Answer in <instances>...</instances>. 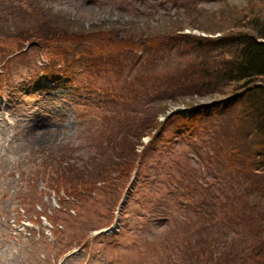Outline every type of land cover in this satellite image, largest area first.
Here are the masks:
<instances>
[{
	"label": "rangeland",
	"instance_id": "1",
	"mask_svg": "<svg viewBox=\"0 0 264 264\" xmlns=\"http://www.w3.org/2000/svg\"><path fill=\"white\" fill-rule=\"evenodd\" d=\"M250 5L197 0L186 10L168 0H0V30L10 37L0 38V264H206L210 256L216 264L234 263L235 253L229 257L226 250L239 237L241 222L238 212L232 221L227 217L242 200L236 197L235 204L231 195L238 189L244 198L247 192L253 199L260 194L252 183L256 176L250 171L247 180L242 163L255 160L256 150L236 145L237 158L222 153L223 145L234 149L229 135L240 119L233 111L193 121V136L184 134L191 132L187 116L180 125L172 121L156 129L169 114L223 95L162 98V77L187 74L188 49L167 42L149 64L157 49L149 54L134 48L146 36L203 33L193 21L219 28L221 17L242 19L238 11H250ZM43 13L63 19L60 29L66 33L104 31L89 36L95 38L91 42L80 39L85 71L75 65L69 74L63 63L50 62L47 48L17 34L37 28ZM111 31L136 44L130 47L134 60L122 62L128 69L123 86L112 66L100 72L91 58L102 52L114 61L129 54L116 48ZM10 52L17 55L8 60ZM116 129L132 136L130 143L116 141ZM135 129H142L137 137ZM53 177L67 181L63 185L75 197L65 203L67 189L52 188ZM203 242L219 249L224 261L214 249L205 251Z\"/></svg>",
	"mask_w": 264,
	"mask_h": 264
},
{
	"label": "trees",
	"instance_id": "2",
	"mask_svg": "<svg viewBox=\"0 0 264 264\" xmlns=\"http://www.w3.org/2000/svg\"><path fill=\"white\" fill-rule=\"evenodd\" d=\"M168 1L175 5V7L184 8L186 10H189L192 4L197 2V0ZM200 1L222 3L227 0ZM246 1L251 4V10L247 11L245 9L238 11L241 13L242 19L221 17L222 23L219 24V28H214L211 24L207 26L202 22L193 21V24H195L194 26L206 35L177 32L167 35L162 39L146 36V43L134 49L142 52L147 51L149 54H152V52L157 49L156 52L153 53V57L157 55L161 49L166 50L165 47L167 42H173L175 44L181 43L180 46H184L188 49L190 54L188 58L189 63L183 68L184 72L187 74H179L177 73L179 71H177V75L172 79L162 77L160 80L167 79L165 88L161 90V92H166L167 95H162V98H176L180 95L192 97L208 93L223 95V98H220L218 102L190 106L187 112L180 111L181 114H169L166 116V121H162L161 123L156 122V129L164 127L166 123H171L167 128L173 126V123L180 125L182 122L179 124L178 120H182L187 116V119L189 118V122L191 123V132L184 134L185 136L186 134L193 136L194 132H197L193 121L203 123L204 115H211L216 112H236L237 120L240 119V126L237 125L235 130L240 128V136L236 134L234 137V133L232 132L235 130L231 131L229 136L233 139V143L235 140L233 145L234 149L223 145L221 147L222 153L230 159L229 156L237 158L235 152L237 146L244 145L245 148L243 149L247 150L246 152L249 153L254 152L253 149H255L256 152L253 156L255 160L249 162L243 161L242 163L243 166L246 165L245 169L247 168L249 171L245 175L246 179H250L251 171L256 176L255 181L252 183L257 187V190L261 189V191L256 192L260 193L256 199L250 198L253 193L249 194V192L246 193V197L244 198L243 194L245 192H242L240 189L231 195L235 204L237 202L236 197L239 196L242 200V205H240L239 209L236 207L234 212H231L227 218H230L232 221L235 212H238L239 214L236 213V216L238 221L241 222V225H238L240 231H236L239 237L233 239L231 243L233 247H231L230 250L227 249L226 254L230 257L232 253H235L233 264H264V195H261V193L264 194V0ZM256 5L257 7H255ZM56 17L58 19L61 18L58 16ZM60 20L61 22H58L50 17L49 13H43L42 19L38 22L40 25L37 28H22L21 32H17V34L20 37H22V35L24 36L23 42L45 45L50 58L54 62L63 63L65 70L69 74L74 75V72L77 70L75 65H78V69L80 68L81 72L82 70L85 71L86 66H81L80 64V59L83 56L81 51L82 53L85 52L83 42L80 39L85 37L91 42L95 38L89 36L92 35L97 37L99 36L98 33L103 34L104 31L91 34L86 33L84 35H75L76 33L72 32L66 33L64 30L60 29V25L66 23L63 19ZM93 31H95V29H93ZM216 33L220 35L217 36ZM3 34V29H1L0 38L7 37V35ZM211 34H213V36H210ZM119 36L118 32L114 33L111 31V36L109 38H113L116 48L130 50V52H128L129 54H122L121 60L116 59L114 61H107L101 54L102 52L99 53L101 57L92 54L91 58H96V60L92 62L100 72L106 65L112 66L117 71L116 75L118 76V81L122 80L121 85L123 86L124 80H126L128 75V69H126L122 62L124 60H134V56L132 55L133 49L130 47H135L136 44L131 40L130 42L120 41L118 38ZM159 41H163L162 44H160ZM157 44L159 45L158 48L154 46ZM145 46H150L148 47L150 50L146 49ZM71 51L74 54L78 53V56L72 54ZM12 54L13 52H10L9 56ZM157 59L158 55L149 64H155ZM134 72L139 73L140 71L134 70ZM107 92H109V90H107ZM110 94L111 93H107L106 95L109 96ZM156 96L158 97L159 94L157 93ZM235 106L240 107V109L234 111ZM174 116H176V118H174ZM154 117L156 118V114ZM141 132L142 129H135L131 133H135L137 137ZM115 134L116 141H118V138L123 137V139L130 143V139L132 138L131 134H129L131 138L124 137V133L117 129ZM185 136L181 138H186ZM252 141L256 143L253 144ZM258 143H262V146H259ZM237 150H239V148ZM231 151H233V155L230 154ZM134 152L135 157L140 155L136 147H134ZM242 155L251 157L249 154ZM242 163L237 166L241 167ZM57 178L58 177L51 178V184L54 187H50L58 191H60L61 188L67 189L65 191L67 196L69 198H74L75 195L72 194L74 191L63 185L68 184V182L63 181L62 184ZM96 183L99 182L97 181ZM252 185L250 183L245 189ZM228 211L229 210H227V212ZM208 238L212 243L214 242L212 237ZM202 246L206 249L205 251L209 253L211 248L214 249L215 253L213 251L211 252L216 255L217 260L223 258V254L219 252L220 250H215L212 244L207 248L205 242H203ZM223 247L226 249V245H223ZM234 248L236 250H234ZM222 260L224 261V258ZM206 264H216V262L213 260V257L210 256L206 259ZM226 264H228V262H226Z\"/></svg>",
	"mask_w": 264,
	"mask_h": 264
}]
</instances>
